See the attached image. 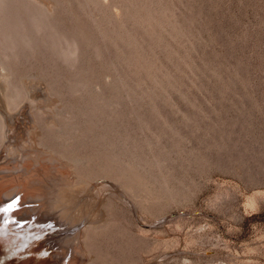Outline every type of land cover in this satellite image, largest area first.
<instances>
[{
	"label": "rangeland",
	"instance_id": "374dc122",
	"mask_svg": "<svg viewBox=\"0 0 264 264\" xmlns=\"http://www.w3.org/2000/svg\"><path fill=\"white\" fill-rule=\"evenodd\" d=\"M5 208L6 264H264V0H0Z\"/></svg>",
	"mask_w": 264,
	"mask_h": 264
},
{
	"label": "bare ground",
	"instance_id": "6f19581e",
	"mask_svg": "<svg viewBox=\"0 0 264 264\" xmlns=\"http://www.w3.org/2000/svg\"><path fill=\"white\" fill-rule=\"evenodd\" d=\"M62 185L63 184H61V183H56L53 186L52 191L50 192L49 198H48V207L50 209H52L51 213L53 214L55 219H57L59 221V223H61L65 226V232L66 233L64 231L63 232L65 234H67V236L72 237L71 235H73V233L76 232V228L71 229V226L75 227L74 223L75 222L78 223L79 221H83L81 223V224H83L84 223L83 219L86 216H85V214H82V213L79 214L78 213L80 215V217H79L78 215H76L73 212V211H76V210H74L75 207L76 208L78 207V206H75L76 205V198H73V194H72L73 188H71V186L67 187V186H62ZM78 204H79V202H78ZM81 204H84V203H81ZM82 206H84V205H82ZM82 206H80L81 209H82ZM85 222H87V221H85ZM77 229H79V228H77ZM64 233L62 234L63 236H64ZM70 237H68V238H70ZM64 238H66V237H64ZM57 240H63L64 241L63 238H61V239L59 238ZM75 240H76V238H75ZM7 260L9 261V259H7ZM5 261H6V259L4 260L3 257H2V259L0 257V264H6Z\"/></svg>",
	"mask_w": 264,
	"mask_h": 264
},
{
	"label": "snow or ice",
	"instance_id": "6c2138e0",
	"mask_svg": "<svg viewBox=\"0 0 264 264\" xmlns=\"http://www.w3.org/2000/svg\"><path fill=\"white\" fill-rule=\"evenodd\" d=\"M18 203H19L18 201H15V202H14V204H13L12 206H10V208H11V207H14V206H16V205H18ZM10 208H5V209H3V210H0V211L7 212V211H9V210H10Z\"/></svg>",
	"mask_w": 264,
	"mask_h": 264
}]
</instances>
